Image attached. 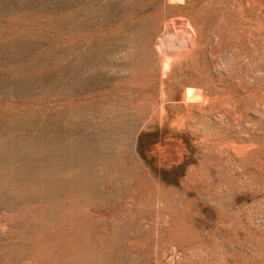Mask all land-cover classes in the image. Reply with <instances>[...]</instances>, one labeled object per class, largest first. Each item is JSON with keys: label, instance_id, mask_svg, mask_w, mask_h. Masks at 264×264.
Wrapping results in <instances>:
<instances>
[{"label": "rangeland", "instance_id": "rangeland-1", "mask_svg": "<svg viewBox=\"0 0 264 264\" xmlns=\"http://www.w3.org/2000/svg\"><path fill=\"white\" fill-rule=\"evenodd\" d=\"M0 264H264V0H0Z\"/></svg>", "mask_w": 264, "mask_h": 264}]
</instances>
